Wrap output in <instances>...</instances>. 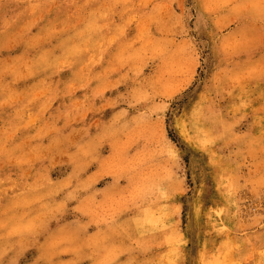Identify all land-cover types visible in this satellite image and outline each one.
I'll list each match as a JSON object with an SVG mask.
<instances>
[{
  "label": "rangeland",
  "instance_id": "rangeland-1",
  "mask_svg": "<svg viewBox=\"0 0 264 264\" xmlns=\"http://www.w3.org/2000/svg\"><path fill=\"white\" fill-rule=\"evenodd\" d=\"M0 264H264V0H0Z\"/></svg>",
  "mask_w": 264,
  "mask_h": 264
}]
</instances>
